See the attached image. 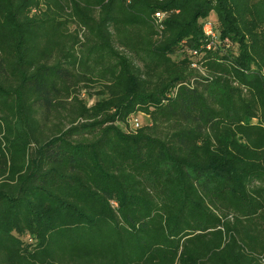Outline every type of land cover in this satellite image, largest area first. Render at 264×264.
I'll use <instances>...</instances> for the list:
<instances>
[{"label": "trees", "instance_id": "16d2710c", "mask_svg": "<svg viewBox=\"0 0 264 264\" xmlns=\"http://www.w3.org/2000/svg\"><path fill=\"white\" fill-rule=\"evenodd\" d=\"M0 264H264V0H0Z\"/></svg>", "mask_w": 264, "mask_h": 264}, {"label": "rangeland", "instance_id": "374dc122", "mask_svg": "<svg viewBox=\"0 0 264 264\" xmlns=\"http://www.w3.org/2000/svg\"><path fill=\"white\" fill-rule=\"evenodd\" d=\"M206 23H201V31L203 35V40L200 43L199 49H197V52L191 53V52H184L182 55L184 56H193L194 59H198L203 54L209 52L218 50L219 48L225 49L227 52L237 53V44L234 42L232 38L228 37H222L220 34V28L217 23V17L214 12H210L209 15L205 19ZM179 54H175L176 57H178ZM201 74L206 75L205 72H203L201 69H199ZM89 92L92 93L89 95ZM94 92H96V89H90L88 88H82L80 99H82L86 106L88 108H91L94 114H97L98 117L103 118L107 115H111L112 112H114V108L110 106H104L105 100L104 98H100L98 95H96ZM104 105H98L103 104ZM106 107V108H105ZM96 116V115H95ZM97 117L92 118H79L78 122H84L87 123L89 121L94 120ZM149 123V117L147 114L142 112H135L130 114L127 119L123 122L116 121V124L123 130L124 132H134L139 127L146 125ZM68 127V126H67ZM88 135V134H84ZM79 137V134L76 135ZM5 145V141H4ZM14 183V181H13Z\"/></svg>", "mask_w": 264, "mask_h": 264}, {"label": "built area", "instance_id": "2783aa9c", "mask_svg": "<svg viewBox=\"0 0 264 264\" xmlns=\"http://www.w3.org/2000/svg\"><path fill=\"white\" fill-rule=\"evenodd\" d=\"M156 15H157L158 17H160V16H161V15H160L158 12L156 13Z\"/></svg>", "mask_w": 264, "mask_h": 264}]
</instances>
